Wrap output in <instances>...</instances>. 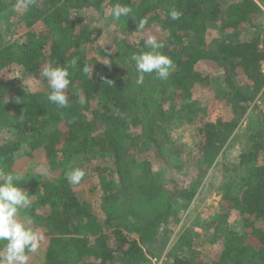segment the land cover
Returning <instances> with one entry per match:
<instances>
[{"label": "trees", "instance_id": "1", "mask_svg": "<svg viewBox=\"0 0 264 264\" xmlns=\"http://www.w3.org/2000/svg\"><path fill=\"white\" fill-rule=\"evenodd\" d=\"M116 4L131 8L125 16L127 31L142 33L139 43L117 39L113 55L104 52L102 62H85L80 49L94 42V30L84 24L82 15ZM173 8L182 13L179 20L170 18ZM261 15L253 0H0V19L21 18L17 33L24 39L0 46V131L13 128L16 132L14 141L0 142V169L16 174L17 163L37 159L56 171L61 154L70 160L89 153L108 155L113 165V170L107 167L99 176L105 193L100 221L80 203L65 175L41 186L39 214L47 238L38 248L39 264H153V259L160 260L170 236L167 226L173 219L178 221V210L186 209L195 193L183 190L173 194L163 210L140 213L163 193L141 148L151 146L159 157H164V148L171 155H184L181 146L177 151L171 146L168 122L177 108L190 107L185 103L198 78L195 66L206 60L222 69L217 99L228 113L226 118L204 120L195 129L199 161L207 169L214 165L248 108L257 98L264 101V46L255 36L238 38L242 31L258 29ZM142 19L146 24L140 29ZM213 28L223 37L208 41ZM153 33L164 44L159 51L172 59L175 69L166 80L145 73L143 83L137 84L132 56L151 50L145 40ZM73 59L77 63L69 68L66 108L40 92H11L3 72L13 65L40 80L45 67H64ZM121 65L127 66L130 79L124 78ZM85 66H91V76L83 72ZM147 89L160 91L162 100L154 111ZM256 107L260 129L250 135L239 156L240 187L235 193H223L219 203L223 211L237 214L239 229L223 224L220 216L207 226L218 246L212 259L197 249L191 233H185L175 251L166 254L164 264H264V107ZM114 177L124 193H119ZM69 250L74 252L71 260Z\"/></svg>", "mask_w": 264, "mask_h": 264}, {"label": "rangeland", "instance_id": "2", "mask_svg": "<svg viewBox=\"0 0 264 264\" xmlns=\"http://www.w3.org/2000/svg\"><path fill=\"white\" fill-rule=\"evenodd\" d=\"M228 1L238 2L240 0ZM253 1L262 12L261 17H259L256 23L258 29L254 31H242L238 38L244 40L245 38L255 36L260 39V45L264 46V0ZM112 9L113 7L111 6H105L101 12L89 11L84 12L82 15L84 24L94 30L92 35L94 42L86 44L80 49L81 57L85 62H102L100 55L104 52L113 55L115 51L114 43L117 39L119 43L126 41L136 45L139 43L142 33L138 34V32L127 31L125 16H122L118 20L114 19L111 14ZM22 14L23 12L20 17ZM21 18L11 19L2 16L0 19V46L15 42L20 43L24 40L21 34L17 33L19 27L22 26ZM151 36L158 37L157 33H153ZM222 37L216 28L210 29L207 35L208 41ZM121 69L124 78L130 79L132 75L127 70V66L121 65ZM262 71L264 72V63L262 64ZM3 72L9 84L8 88L13 93L26 95L40 92L41 94H45L44 96H48L50 93L46 79H34L20 67L12 65L3 70ZM195 73H197L198 78H196L191 98L185 103L190 107L186 110L177 108L172 115V120L168 122L167 128L172 148H175L174 151H177L179 150L178 146H181L184 155H171L170 151L164 148V157H159L158 152L153 147L149 146L146 148L145 146L141 148V152L145 154V157L148 156L150 158L149 161L151 162L154 175L162 185L163 193L158 202L151 207L141 208L140 213H156L163 210L169 201L172 202V195H178L183 190L195 193L187 208L178 210V214L176 215L178 221L173 219L167 226L170 236L164 248V253L160 257V262H162V259H165L166 254L175 251L177 240L185 233H191L195 237L194 242L198 246L197 249L202 251V254L207 256L208 260L212 259L218 250V246L214 242V238L210 234V230L207 229V226L209 227V224L211 226L215 221H218L220 216H223V224L239 229L237 214L235 212L223 211L219 207V203L223 193L227 191L235 193L238 191L240 187L239 180L243 175L241 170L236 169L239 156L247 147L250 135L260 129L256 106L264 107V101L261 98H257L248 108L244 119L232 138L222 149L214 165L209 169L202 166L195 146L197 139L195 129L204 120L226 118L228 113L217 99L218 92L222 88V83L220 82V78L222 77L221 67L218 64L205 60L196 64ZM70 91L74 94L79 93L77 89ZM147 95L150 97V108L154 111L156 104L159 100H162L160 91L158 89H147ZM164 107L167 108L168 103ZM137 132L140 133L141 128ZM15 136L16 132L13 128H6L0 131V142L7 143L14 141ZM59 161L60 167L56 171H51L46 163H41L37 159L27 160L24 163H17L15 169L20 170L15 171L16 174H13L21 177L16 182L17 186L26 191L31 200L29 208H22L20 210L19 218L28 222L33 230L41 232L44 235V239L40 241L38 248L43 245L44 240L47 238L42 216L39 214L38 197L41 195L40 188L47 181L52 179L58 180L61 178V175L67 177V174L74 168L83 169L86 174L84 179L77 185L70 184L67 179L69 187L80 203L94 214L99 221L104 218L101 203L103 201L102 198L105 197V193L101 188L99 176L103 175L102 172L107 167L113 170L109 156L89 153L87 155L74 156L70 160H67L61 154ZM45 169H47V175L44 174ZM113 180L116 182L115 186L118 188L117 178L114 177ZM118 189L120 190V194L125 192L122 184L119 185ZM157 244L155 245L157 246ZM73 253L72 250H69V260L73 258ZM41 259V254L37 249L36 252L29 253L27 264H39ZM154 260H152L153 264Z\"/></svg>", "mask_w": 264, "mask_h": 264}, {"label": "clouds", "instance_id": "3", "mask_svg": "<svg viewBox=\"0 0 264 264\" xmlns=\"http://www.w3.org/2000/svg\"><path fill=\"white\" fill-rule=\"evenodd\" d=\"M131 8L116 4L112 9L114 19H120L122 16H128ZM182 13L175 8L171 9L169 16L172 20H179ZM146 20H141L138 28L143 29ZM145 46L150 51H142L140 54H134L132 59L136 63V71L139 74L137 84H142L144 74L155 73L161 80H166L175 66L172 59L162 54L159 49L164 47L163 42L157 40L155 36H148L145 40ZM77 61L71 60L67 66H48L45 67L41 76L47 80L50 88L48 100L60 108L69 106V98L66 89L69 87V68H74ZM109 64V63H105ZM85 74L92 75L91 66L83 68ZM113 84L112 80H107ZM47 175V169L44 170ZM85 171L80 168H74L67 174L70 184L77 185L85 177ZM21 177L12 173H5L0 169V243L3 244L0 249V264H27L29 253L36 252L39 243L44 239L41 232L33 230L29 223L21 220L20 210L31 206V200L26 191L17 186V181Z\"/></svg>", "mask_w": 264, "mask_h": 264}, {"label": "built area", "instance_id": "4", "mask_svg": "<svg viewBox=\"0 0 264 264\" xmlns=\"http://www.w3.org/2000/svg\"><path fill=\"white\" fill-rule=\"evenodd\" d=\"M161 261H162V262H160V260H154V264H156V263L158 264V262H160L159 264H164V263H165V262H164V259H162Z\"/></svg>", "mask_w": 264, "mask_h": 264}]
</instances>
